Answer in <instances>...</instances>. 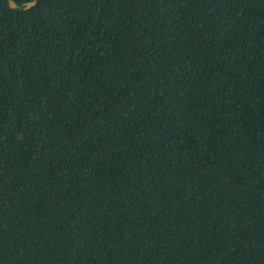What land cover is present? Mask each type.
I'll return each mask as SVG.
<instances>
[{"label":"trees","instance_id":"1","mask_svg":"<svg viewBox=\"0 0 264 264\" xmlns=\"http://www.w3.org/2000/svg\"><path fill=\"white\" fill-rule=\"evenodd\" d=\"M0 264H264V0H0Z\"/></svg>","mask_w":264,"mask_h":264},{"label":"water","instance_id":"2","mask_svg":"<svg viewBox=\"0 0 264 264\" xmlns=\"http://www.w3.org/2000/svg\"><path fill=\"white\" fill-rule=\"evenodd\" d=\"M36 3V0H31L28 2H22L20 4H16L13 0H8V4L11 8H19V9H28Z\"/></svg>","mask_w":264,"mask_h":264}]
</instances>
